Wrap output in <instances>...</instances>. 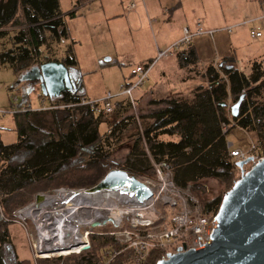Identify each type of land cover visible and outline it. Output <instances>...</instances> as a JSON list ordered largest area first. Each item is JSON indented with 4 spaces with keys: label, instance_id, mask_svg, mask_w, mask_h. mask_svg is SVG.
<instances>
[{
    "label": "trees",
    "instance_id": "16d2710c",
    "mask_svg": "<svg viewBox=\"0 0 264 264\" xmlns=\"http://www.w3.org/2000/svg\"><path fill=\"white\" fill-rule=\"evenodd\" d=\"M85 1L90 0H76L75 7ZM260 1L264 5V0ZM18 11H21L22 20L18 19ZM74 11L69 17L75 16ZM10 24L25 25L26 28L19 29L10 39L8 33L2 31ZM66 36L58 0H0V41L6 37L8 42L10 40L9 48L0 52V64L11 67L16 74L50 61L75 67V59L69 49L62 53L60 59H56L55 51H51V44H58ZM175 55L180 68L191 67L197 62L194 51H179ZM203 77L207 85H197L190 100L149 102L146 117L151 124L144 128L140 138L136 137L131 143L123 170L135 176L150 173L152 168L147 151L154 162H163L170 167L173 181L178 187L191 185L195 196V188L204 180L213 179L227 184L229 189L232 187L239 170L228 158L226 136L238 128L256 133L260 143H264V102L256 103L251 99L253 92L261 95V87L249 89L264 79V68L253 63L251 74L246 75L235 68L233 58H228L221 64L208 66ZM241 96L244 99L238 116L232 118L228 102L230 100L232 105ZM82 98L85 99L83 94L64 93L57 104L79 103ZM223 103L226 106L223 107ZM75 110L15 115L17 142L3 145L0 139L1 246L9 242L6 224L1 216L11 219L8 217L14 211L32 203L37 190L43 187L42 181L50 180L49 184L54 187L86 188L98 183L111 170L108 166V148L116 134L132 122H129L131 118L128 115L124 116L127 109L124 107L120 111L123 113H118L117 120L112 124L87 107L77 109V112L81 111V117L74 121L72 118L77 116ZM47 115L52 118L55 129H51L53 125L46 126L50 123ZM64 122L67 123L65 130L62 128ZM101 123L107 124L108 129L102 136L98 132ZM221 123L230 126L226 134L221 132ZM77 161H80V167H72V163ZM196 198L204 212H217L219 199H208L204 203ZM113 249L120 250L119 247ZM95 251L79 258L75 264H98L100 257ZM126 256H119L111 264L122 262V257ZM158 260L159 256H156L154 264ZM0 264H5L1 247ZM18 264H31V261Z\"/></svg>",
    "mask_w": 264,
    "mask_h": 264
},
{
    "label": "built area",
    "instance_id": "2783aa9c",
    "mask_svg": "<svg viewBox=\"0 0 264 264\" xmlns=\"http://www.w3.org/2000/svg\"><path fill=\"white\" fill-rule=\"evenodd\" d=\"M134 3L129 4L133 8ZM260 20L264 19V11L261 13ZM230 31V28L224 29ZM216 31L205 30L201 25H197L193 31L184 29L182 38L164 51H158L155 60L137 64L130 70V79L124 81L120 86V91L116 95L108 93L102 99L88 100L81 99L79 103H59L50 101L44 105V98L38 95L40 105L33 109L31 101L26 99L24 103L18 104L17 98H13L9 111H0V116L9 114L15 116L28 112H47L54 110H75L87 107L95 115L103 119L116 120L118 113L125 107L136 113L139 100L136 91L144 86L150 70L154 67L157 60L164 58L172 53L175 47H187L195 38L207 36L212 38ZM250 37L260 38L262 33L257 29H251ZM229 125L221 123L220 128L226 134ZM249 145L247 151L232 149L231 144H227L228 156L234 157L236 163L244 162L251 158L252 163L263 159L259 157L255 149L250 152ZM147 152V151H146ZM148 154V152H147ZM149 155V154H148ZM151 166L154 168L156 179L152 181L149 177L136 176L145 187L151 192L152 196L148 200L139 203L135 195L130 192L117 190H102L92 199L86 196L89 188L74 190L69 188L54 189L51 193L42 196L41 202L32 203L27 207L17 211V219L26 233L31 252V264H38L39 261L65 258L69 256H84L91 252V236H104L108 234L115 238L119 243H123L122 250L108 248L102 256V262L111 264L121 254L127 250L131 255L132 264H144L150 252L155 250L161 254V259H167V255L184 252L187 250H200L208 241L215 229V215L213 212H204L198 199L193 195L191 185L185 188L178 187L173 181V174L170 167L165 163H155L148 156ZM121 169V168H120ZM123 170V169H122ZM125 171V170H124ZM127 175L132 174L126 171ZM154 182V183H152ZM78 192L82 195L80 203L71 202L72 194ZM65 198H61L62 195ZM68 196V197H67ZM67 197V198H66ZM57 198L52 203L42 205L46 199ZM35 199V198H34ZM94 202L100 211L90 210L91 202ZM34 206H38L35 210ZM113 209L109 215L107 209ZM106 211V212H105ZM112 215V213H122ZM97 213L96 220L89 222ZM113 217H109V216ZM110 220V222H108ZM27 221L31 222V229ZM88 223L87 225H81ZM101 226H111L115 229L105 233L95 232L93 224ZM98 227V226H97ZM86 229V230H83ZM33 232V233H32ZM158 260V261H159Z\"/></svg>",
    "mask_w": 264,
    "mask_h": 264
},
{
    "label": "rangeland",
    "instance_id": "374dc122",
    "mask_svg": "<svg viewBox=\"0 0 264 264\" xmlns=\"http://www.w3.org/2000/svg\"><path fill=\"white\" fill-rule=\"evenodd\" d=\"M211 1V2H210ZM97 2H93L94 5ZM60 8L65 14L69 10H71V5L73 4V0H59ZM75 12V16L69 17L68 15H65V19L61 16L62 21L64 23V29L66 31V37L60 39L59 43H52L51 44V51H55V58L60 59L63 51H71V54L73 55L75 59L76 66L74 69H72V72L78 76L77 79L80 80V83L82 85L83 94L91 100H97L104 98L105 95L110 93L111 95H116L120 91V86L124 83V80L128 78L129 76V66L133 63H135V59H128V58H118L120 55H128L132 52V44L134 43V46L136 48V51L139 49H144V51H150L152 49L151 43H145V45L141 46L140 41L137 39L136 36H134L131 40L129 39H122V36L120 35L118 37V28L120 29L119 33H123L121 29L124 30L123 34H128V31L126 29V26L124 24H104L102 23V19L98 16H94V19L91 22V25L83 21V15H80L82 10V7L80 10H78V7L72 8ZM205 11L209 14L210 20H214L215 23L220 21L219 12L218 10H228V15L226 16L225 26H233L232 33L230 34V38L232 42L234 41L235 50L236 51H264L260 50V47L258 46V42H261L264 44V29L261 28V21L258 22V19L261 17V9L259 8L258 3L255 0H209L207 6L204 8ZM77 14V17H76ZM18 19H21V11H18ZM208 16V17H209ZM212 17V18H211ZM264 23V20H262ZM212 24V21H211ZM253 24V25H252ZM87 25L89 29H92V32L89 33L87 30ZM203 29L210 30L209 28L204 27V24L201 25ZM255 27H260L262 37L261 39L254 40L251 39L249 35V31ZM24 26H12L11 24L8 25L6 28L2 29V31H5L8 33V38L15 35L19 29H25ZM132 35V33H130ZM74 36V38H73ZM77 37V42H76ZM150 41H152V36L149 34ZM7 38V37H6ZM4 39L2 42L0 41V52L6 51L7 48L10 46V40L9 42L7 39ZM11 39V38H10ZM75 40V41H74ZM5 43V44H4ZM3 45L4 48H3ZM133 46V49H134ZM125 48L129 51H126ZM183 47H175L171 50L172 51H178ZM96 49V51H95ZM104 51H109L113 54V56L108 55L104 58H101ZM42 51H44V48H42ZM173 55L172 53L167 54L164 58H167L168 56ZM157 57V54H156ZM155 57V58H156ZM160 59V60H162ZM260 59V58H257ZM110 60V63L107 61ZM146 60V59H143ZM171 60H174L171 58ZM119 61V62H118ZM165 61V60H163ZM161 61V62H163ZM235 66L236 69L243 72L244 70L248 71V62L244 64V56L239 53L235 57ZM159 62V63H161ZM140 63V62H139ZM155 65L149 72L147 80L145 81V85L141 87L138 91H136V94L143 91L146 87V89L153 88L155 85L159 83V80H161V75L158 72V67ZM244 64V65H243ZM37 66V65H36ZM131 70V69H130ZM23 72V71H22ZM21 72V73H22ZM173 71L169 72L172 73ZM244 73V72H243ZM20 74V73H18ZM18 74L15 73L14 69L7 65L0 64V111H9L11 106V101L13 98H17V103L20 104L22 102V96H23V90H22V84H18ZM251 74V69L246 75ZM128 75V76H127ZM204 73L202 74V70H200L197 66L192 67L191 69L185 70L183 76H177L176 74H169L167 78L169 81L166 83L168 86L170 83L175 81L177 83V80L179 77H183V79L190 78L195 81L192 83L187 84H180L179 88L176 89V87L179 85H170L168 87L171 92H164V94H161L159 99L151 98V101H163V100H169V99H183V97H180L178 95H183L185 92L191 91L194 87L197 85L203 84L204 86L207 85L206 80L203 77ZM264 79H262L259 83L252 85L249 89H254L261 87L260 89V96H258L257 92L252 93V101H256V103H263L264 102ZM262 82V83H261ZM248 89V91H249ZM168 91V90H167ZM40 94V91L38 88L36 90L32 91L30 94H27L31 100H33V104L40 105V101L38 100L39 97H37ZM167 97H164V96ZM164 97V98H163ZM191 93L186 95V100H189L191 98ZM185 100V99H184ZM49 100L46 98V105H48ZM57 102V101H55ZM149 102L150 100H145L144 102H140L137 109V112L134 113L130 110H127V112L124 114L128 115L132 120L131 124L128 126L126 125L124 129L121 130L120 133H117L115 138L112 140V145L110 148V151L108 150V153H110L109 159H108V166L109 169H115L116 167H119L122 169L123 165H125L126 156L128 153V150L131 146V143H133L134 139L136 137H139L142 135L144 128H147L148 125L151 124V120L146 117L147 111L149 108ZM231 105V101L229 100L228 106ZM152 107V106H151ZM154 109V108H153ZM63 110V109H62ZM66 110V109H64ZM123 112H120L119 114H122ZM23 114V113H22ZM22 114H18L22 116ZM77 114V116L75 115ZM73 114L74 118H72L74 121L81 117V111L76 112ZM116 117V116H115ZM12 116L9 114L0 116V138L3 144H12L16 141V132L13 128V120ZM46 119L48 120V123L46 126L50 127V125H53L52 118L47 115ZM103 120V119H102ZM116 121L114 117L112 119H104V121H107V123H113V121ZM65 123V122H64ZM63 123V130L66 129L67 123ZM232 125V123L230 124ZM51 129H55V126ZM236 130L241 131L238 128H234ZM233 129V130H234ZM99 135H104L107 133V124L101 123L98 128ZM242 132V131H241ZM249 133L248 135L251 137L253 136L255 139L250 140L248 138V135L245 133ZM243 134L247 136V147L249 145L253 146V149L250 148L251 153L254 149L255 152L258 153L259 157H264V143H260V139H258L256 133L251 131H243ZM138 138V139H139ZM226 141L231 143L232 146L235 148L238 146V141L232 133H229L226 136ZM103 145V144H102ZM106 147V146H104ZM107 149V148H105ZM229 152V150H228ZM147 154V152H146ZM151 158L150 155L147 154ZM229 160L232 162L235 160L234 157L230 158L228 156ZM149 160V158H148ZM150 163V160H149ZM156 163V162H155ZM78 164V166H77ZM151 164V163H150ZM80 161H77V163H72V167H80ZM114 165V166H113ZM234 165V164H233ZM249 166H246V168ZM152 170L150 173L143 174L141 176L149 177L154 181L156 179L154 168L151 166ZM109 172V171H108ZM240 172L236 174V178H239ZM42 188L37 190L36 195H47L52 192V190L60 189V188H68V187H54L50 183V180H44L42 181ZM154 183V182H152ZM197 186L195 194L196 196L205 203V201L213 200V199H219L221 202V199L223 197V194L228 191L229 186L226 184H221L220 182L209 179L204 180L200 182ZM48 184V185H45ZM94 186V185H92ZM92 186L86 187V188H79L74 190H81V189H87L91 188ZM71 189V188H69ZM194 195V194H193ZM195 196V195H194ZM195 196V197H196ZM35 198V197H34ZM197 199V198H196ZM80 203V201H78ZM27 207V206H26ZM23 209V207L21 208ZM20 209H17L13 212L12 216H9L8 218L11 219H5L3 215L1 216L2 222L6 224V229L8 233V243L1 246V253L4 259L5 264H18V262L22 261H31V252L28 244V239L26 236V233L24 231V228L20 225L22 224L19 219H17V211ZM209 213V212H207ZM27 224L29 228L31 229V222L27 221ZM115 229L111 226H101L99 225L96 227L95 232L97 233H105L109 230ZM86 230V229H83ZM33 233V232H32ZM91 242V252L93 250H96L95 254L100 257V262L98 264H101L102 262V256L105 252H107L108 248L117 247L120 248V250L123 249V243H119L115 238H111L108 234H105L104 236H91L90 237ZM11 247V248H10ZM101 249V251H100ZM14 255H13V253ZM118 251V249H117ZM100 253V256H99ZM127 254L126 258L122 257V262L118 264H132L131 261V255L129 251L123 250L121 251V255ZM150 260L148 261L149 257ZM159 256V259L161 257V254L158 251H151L150 255L148 256L146 262L144 264H154V259L156 256ZM118 256V257H119ZM83 256H69L65 258H58V259H52L48 261H39L38 264H75L78 262V259ZM117 257V258H118ZM116 258V260H117ZM125 260V262H123ZM106 261V260H105ZM103 262V264H106V262ZM148 261V263H147Z\"/></svg>",
    "mask_w": 264,
    "mask_h": 264
},
{
    "label": "crops",
    "instance_id": "0c3cea01",
    "mask_svg": "<svg viewBox=\"0 0 264 264\" xmlns=\"http://www.w3.org/2000/svg\"><path fill=\"white\" fill-rule=\"evenodd\" d=\"M218 0H216L217 2ZM223 1V0H222ZM259 8L261 9V13L264 11V5L260 0H255ZM93 2H97L93 6ZM209 0H90L85 1L79 4L78 10L82 7V12L80 15H83V21L91 25L94 16H98L102 19V23L104 24H124L128 31V34L119 33L120 29L118 28V37L121 35L122 39H131L134 36L140 41V45L143 46L145 43H151L152 49L150 51H144V49H139L136 51L134 43L132 44V52L126 55H120L118 58H128L135 59V63L129 66V76L124 81H128L130 79V69L137 64L148 63L155 60L156 54L158 55V51H164L171 47L174 43L179 41L182 38L184 29H189L193 31L197 25L204 24V27L209 28L210 31H216L212 38L207 36H200L194 39V41L187 47H183L178 51H172L173 55L168 56L165 59L157 60L155 65L163 60V62L159 63L158 72L161 75V80L159 83L155 85L153 88L145 89L138 94H136L139 103L145 100H150L151 98L159 99L161 94L164 92H171L168 87L170 85H178L176 89L179 88L180 84L192 83L195 81L193 79L187 77V79H183V77H179L177 83L173 81L169 84H166L169 79L167 76L169 74H176L177 76H183L185 70H189L194 66H197L200 70H202V74L205 72V69L208 66H216L221 64L228 58H233V65L235 66V57L241 53L244 56V64L248 62V71L244 70L243 72L246 74L250 71L253 63L259 64L262 68H264V51H236L234 41L232 42L229 37L232 33L233 26H225L226 16L228 15V10H218L220 21L216 22L214 20H210L209 14L205 11V7L207 6ZM211 2V1H210ZM59 3V0H58ZM76 0H73V4L71 5V10L63 14L60 4V13L61 16L65 19V15H68L72 12V8L75 7ZM134 3V7L130 8L129 4ZM76 7V8H77ZM209 16V17H208ZM77 17V14H76ZM212 18V17H211ZM264 20V19H263ZM212 21V24H211ZM261 21V28L264 29V23L262 20L258 19V22ZM253 25V24H252ZM202 27V26H201ZM230 28V31L224 30ZM253 29H257L260 33L262 32L260 27H255ZM89 33L92 32V29L88 28ZM208 30V29H207ZM132 33V35L130 34ZM250 33V31H249ZM149 34L152 36V41H150ZM124 37V39H123ZM74 38V36H73ZM263 38H255L254 40H258ZM252 39V38H251ZM75 41V40H74ZM77 42V37H76ZM260 50H264V44L257 41ZM134 46V49H133ZM66 50V48H65ZM64 50V51H65ZM126 51H129L125 48ZM63 51V53H64ZM96 51V49H95ZM179 51H194L197 57V62L188 68H180L178 67L176 53ZM101 58H104L108 55L113 56L109 51H104ZM173 58L174 60H171ZM260 58V59H257ZM146 59V60H143ZM110 63V60L107 61ZM119 62V61H118ZM140 62V63H139ZM243 64V65H244ZM154 65V66H155ZM70 70L74 69V67H69ZM236 68V66H235ZM173 71L172 73H169ZM79 87L82 85L77 82ZM196 84V83H195ZM145 85V84H144ZM203 85V84H202ZM23 97L21 103L24 102L25 99L30 98L26 96L25 86H22ZM195 88V87H194ZM194 88L191 91L185 92L183 95H178L183 97V100L187 99L186 95L192 93ZM168 90V91H167ZM85 99L91 100L83 94ZM164 97H167L166 95ZM163 97V98H164ZM190 100V99H189ZM31 101V106L33 109L38 108L39 105L33 104V100ZM50 104V101H48ZM46 99L44 100V105L46 104ZM13 120V128L15 129V120ZM229 133L235 135L238 146L233 147L232 149H238L241 151H247L249 147H247V136L243 134V131L232 130ZM245 133V132H244ZM247 134V133H245ZM249 134V133H248ZM247 134V135H248ZM248 138L252 141L255 138L253 136H249ZM1 139V138H0ZM18 139V135L16 132V143ZM2 142V141H1ZM227 142V141H226ZM12 143V144H13ZM227 144H231L227 142ZM10 145V144H3ZM232 145V144H231Z\"/></svg>",
    "mask_w": 264,
    "mask_h": 264
},
{
    "label": "water",
    "instance_id": "95a60500",
    "mask_svg": "<svg viewBox=\"0 0 264 264\" xmlns=\"http://www.w3.org/2000/svg\"><path fill=\"white\" fill-rule=\"evenodd\" d=\"M77 77L62 62L50 61L18 74L17 85L25 86L26 95L38 88L44 98L55 102L64 93L83 94ZM243 99L241 96L236 103L228 106L232 118L238 116ZM246 166L249 167L246 169ZM235 167L240 176L223 194L215 215L216 226L208 243L200 250L169 254L167 259H161L156 264H264V158L255 163L249 158L236 163ZM117 189L134 194L139 203L152 196L135 175L128 176L119 167L107 172L88 191ZM41 200L42 196L36 195L34 203L38 204ZM99 225L95 223L92 227Z\"/></svg>",
    "mask_w": 264,
    "mask_h": 264
},
{
    "label": "bare ground",
    "instance_id": "6f19581e",
    "mask_svg": "<svg viewBox=\"0 0 264 264\" xmlns=\"http://www.w3.org/2000/svg\"><path fill=\"white\" fill-rule=\"evenodd\" d=\"M96 194H98V193H91V192H87L86 193V196H88V197H90L91 199H92V197L94 196V195H96ZM68 197V196H67ZM66 197V198H67ZM61 198H65V195L63 194L62 196H61ZM71 199V202H77L78 203V201H81L82 200V195L80 194V193H78V192H75V193H73L72 194V197L70 198ZM55 200H57V198H53V199H46L45 201H43L42 202V205H47V204H49V203H52V202H54ZM38 205V204H37ZM96 204L92 201L91 202V206H90V210H94V213H96V211H100L99 210V208L98 207H96L95 206ZM38 206H34L33 207V209L35 210L36 208H37ZM107 209V208H106ZM113 209H107V211H108V213L106 212V213H102L101 214V216H103V214L106 216V215H109V213L112 211ZM125 213V211H122V213H112V215H117V214H124ZM109 216V217H113V216ZM97 216H99L100 217V213H97V215H95L89 222H92V221H94V220H96V218H97ZM88 223H82L81 225H87Z\"/></svg>",
    "mask_w": 264,
    "mask_h": 264
},
{
    "label": "clouds",
    "instance_id": "9594fccd",
    "mask_svg": "<svg viewBox=\"0 0 264 264\" xmlns=\"http://www.w3.org/2000/svg\"><path fill=\"white\" fill-rule=\"evenodd\" d=\"M227 150H228V149H227ZM247 168H248V167H247ZM247 168H246V169H247Z\"/></svg>",
    "mask_w": 264,
    "mask_h": 264
}]
</instances>
